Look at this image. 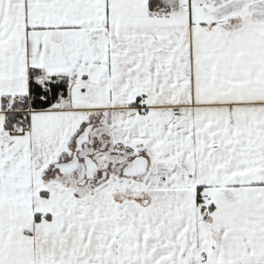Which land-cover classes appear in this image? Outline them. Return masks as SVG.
<instances>
[{
	"label": "snow or ice",
	"instance_id": "obj_1",
	"mask_svg": "<svg viewBox=\"0 0 264 264\" xmlns=\"http://www.w3.org/2000/svg\"><path fill=\"white\" fill-rule=\"evenodd\" d=\"M0 264H264V0H0Z\"/></svg>",
	"mask_w": 264,
	"mask_h": 264
}]
</instances>
